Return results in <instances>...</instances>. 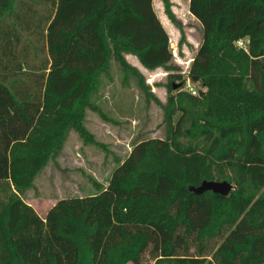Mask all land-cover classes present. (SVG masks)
Listing matches in <instances>:
<instances>
[{
    "label": "trees",
    "instance_id": "obj_1",
    "mask_svg": "<svg viewBox=\"0 0 264 264\" xmlns=\"http://www.w3.org/2000/svg\"><path fill=\"white\" fill-rule=\"evenodd\" d=\"M160 1L182 45L173 2ZM189 12L202 25L197 95L153 0H0V264H142L147 253L154 264H264V0H190ZM128 54L169 72L164 138L136 143L99 193L41 217L23 195L72 128L91 138L85 113L112 62L147 90ZM204 180L234 189L194 193Z\"/></svg>",
    "mask_w": 264,
    "mask_h": 264
},
{
    "label": "rangeland",
    "instance_id": "obj_2",
    "mask_svg": "<svg viewBox=\"0 0 264 264\" xmlns=\"http://www.w3.org/2000/svg\"><path fill=\"white\" fill-rule=\"evenodd\" d=\"M175 3L173 8L185 34L182 45L179 44L181 32L165 15L162 2L153 0V7L170 36L173 64L185 80L183 89L186 90L190 83L200 90L201 85L190 78L189 69L202 41V30L189 19L187 0H175ZM41 57L44 61L47 53L43 51ZM126 59L141 72L148 85L147 90L140 89L134 76L125 78L119 64L112 62L111 75L103 77L102 85L92 99L95 107L88 108L85 113L83 124L91 138L86 140L72 128L62 150L50 158L23 195L25 202L41 217L45 218L49 209L61 199L99 193L136 143L164 138L163 108L157 100L161 103L166 101L168 92L165 85L169 72L161 68L147 70L131 54L126 55ZM36 64L40 65L41 61ZM219 242L212 241L208 249ZM191 252L196 253L194 248ZM142 264H154L149 253Z\"/></svg>",
    "mask_w": 264,
    "mask_h": 264
},
{
    "label": "water",
    "instance_id": "obj_3",
    "mask_svg": "<svg viewBox=\"0 0 264 264\" xmlns=\"http://www.w3.org/2000/svg\"><path fill=\"white\" fill-rule=\"evenodd\" d=\"M194 82H198L196 77H193ZM175 88L182 87V83L174 84ZM204 91H201L200 94H203ZM234 189V185L227 181H218V180H204L198 187L192 188V191L196 194H202L206 191H212L223 196H227Z\"/></svg>",
    "mask_w": 264,
    "mask_h": 264
},
{
    "label": "crops",
    "instance_id": "obj_4",
    "mask_svg": "<svg viewBox=\"0 0 264 264\" xmlns=\"http://www.w3.org/2000/svg\"><path fill=\"white\" fill-rule=\"evenodd\" d=\"M172 2H173V7H174V3H175V0H172ZM189 2H190V0H187V4H188V10H187V13L188 14H190V20H191V22L192 23H194V25L195 26H198L200 29L202 28V25H201V23L198 21V19H196L190 12H189ZM176 4V3H175ZM173 9V11H174V13L176 14V16H177V11H176V9L175 8H172ZM178 17V16H177ZM179 18V17H178ZM180 19V18H179Z\"/></svg>",
    "mask_w": 264,
    "mask_h": 264
},
{
    "label": "built area",
    "instance_id": "obj_5",
    "mask_svg": "<svg viewBox=\"0 0 264 264\" xmlns=\"http://www.w3.org/2000/svg\"><path fill=\"white\" fill-rule=\"evenodd\" d=\"M245 44H246V42L243 39H240V40L237 41V45L239 47H245ZM186 90H188L189 92H191L193 95H197L198 92H199V90H196L195 88H193L192 86H190V83L187 84V89Z\"/></svg>",
    "mask_w": 264,
    "mask_h": 264
}]
</instances>
